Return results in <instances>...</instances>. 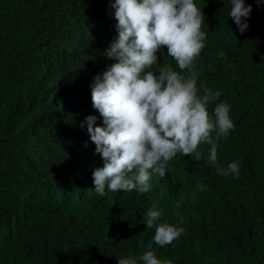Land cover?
Returning <instances> with one entry per match:
<instances>
[{"label": "trees", "instance_id": "16d2710c", "mask_svg": "<svg viewBox=\"0 0 264 264\" xmlns=\"http://www.w3.org/2000/svg\"><path fill=\"white\" fill-rule=\"evenodd\" d=\"M111 3L0 0V264H118L146 250L172 264H264V0H244L243 34L230 0H194L206 33L197 88L219 91L209 114L226 103L234 123L216 163L201 144L199 160L177 153L148 192L100 196L92 171L103 161L80 125L95 116L103 127L90 85L116 62L104 55L118 36ZM162 51L152 71L166 63L189 75ZM233 161L239 178L218 174ZM153 205L157 224L185 229L170 245H156L155 225L146 227Z\"/></svg>", "mask_w": 264, "mask_h": 264}, {"label": "clouds", "instance_id": "9594fccd", "mask_svg": "<svg viewBox=\"0 0 264 264\" xmlns=\"http://www.w3.org/2000/svg\"><path fill=\"white\" fill-rule=\"evenodd\" d=\"M230 3L229 16L243 34L249 27L246 20L252 5L245 6L244 0ZM259 3L257 0V6ZM110 7L115 9L118 36L104 55L116 62L94 77L90 85L92 105L102 117L103 127H94L95 116L86 117L80 125H87L95 151L103 161L102 167L92 171L94 192L100 196L105 195L106 189L148 192L151 177L158 174L163 178L168 162L177 153H195L199 160L201 144L211 146L208 160L215 164L217 141L226 139L234 129L228 104H216L215 119L209 114L208 105L218 100L221 93L206 88L201 95L197 88L198 74L192 69L205 47L206 33L201 31L205 17L194 0H114ZM163 49L181 71H189L188 76L166 63L159 72L151 70L157 65V53L163 55ZM219 54L224 55L222 50ZM213 132L215 138L211 136ZM240 165L241 161H233L216 170L221 176L239 178ZM197 190L205 189L201 184ZM161 216L162 210L153 205L144 217L146 227L155 225L156 245H170L185 229L167 222L157 224ZM118 264L172 261L158 259L153 250H146L140 256L120 258Z\"/></svg>", "mask_w": 264, "mask_h": 264}]
</instances>
